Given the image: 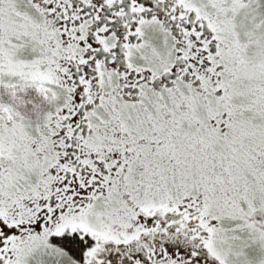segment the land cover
I'll list each match as a JSON object with an SVG mask.
<instances>
[{"label":"snow or ice","instance_id":"1","mask_svg":"<svg viewBox=\"0 0 264 264\" xmlns=\"http://www.w3.org/2000/svg\"><path fill=\"white\" fill-rule=\"evenodd\" d=\"M0 264H264V0H0Z\"/></svg>","mask_w":264,"mask_h":264}]
</instances>
